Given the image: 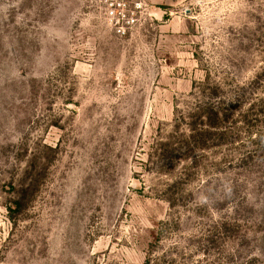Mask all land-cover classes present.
Masks as SVG:
<instances>
[{
  "label": "rangeland",
  "instance_id": "rangeland-1",
  "mask_svg": "<svg viewBox=\"0 0 264 264\" xmlns=\"http://www.w3.org/2000/svg\"><path fill=\"white\" fill-rule=\"evenodd\" d=\"M145 1L0 0V264H264V0Z\"/></svg>",
  "mask_w": 264,
  "mask_h": 264
},
{
  "label": "built area",
  "instance_id": "built-area-1",
  "mask_svg": "<svg viewBox=\"0 0 264 264\" xmlns=\"http://www.w3.org/2000/svg\"><path fill=\"white\" fill-rule=\"evenodd\" d=\"M104 22L118 38L131 35L151 15L145 0H96Z\"/></svg>",
  "mask_w": 264,
  "mask_h": 264
},
{
  "label": "trees",
  "instance_id": "trees-1",
  "mask_svg": "<svg viewBox=\"0 0 264 264\" xmlns=\"http://www.w3.org/2000/svg\"><path fill=\"white\" fill-rule=\"evenodd\" d=\"M17 205H19V203H16Z\"/></svg>",
  "mask_w": 264,
  "mask_h": 264
}]
</instances>
